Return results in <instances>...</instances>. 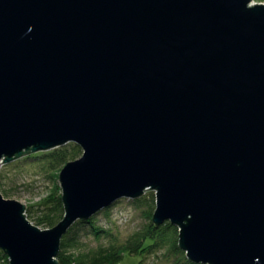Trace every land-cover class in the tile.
I'll use <instances>...</instances> for the list:
<instances>
[{
    "label": "water",
    "instance_id": "95a60500",
    "mask_svg": "<svg viewBox=\"0 0 264 264\" xmlns=\"http://www.w3.org/2000/svg\"><path fill=\"white\" fill-rule=\"evenodd\" d=\"M67 143L54 226L0 191L9 264L147 189L192 262L264 264V2L0 0V167Z\"/></svg>",
    "mask_w": 264,
    "mask_h": 264
},
{
    "label": "trees",
    "instance_id": "16d2710c",
    "mask_svg": "<svg viewBox=\"0 0 264 264\" xmlns=\"http://www.w3.org/2000/svg\"><path fill=\"white\" fill-rule=\"evenodd\" d=\"M81 148L75 144H65L45 152L31 154L36 158L37 164L42 167L49 178L57 177L55 172L61 169L68 161L76 159ZM54 172V173H53ZM0 174V191L2 188V177ZM5 196V195H4ZM6 197V196H5ZM137 206H145L147 222L133 231L122 242L112 239L109 228L100 224L96 214L87 220H77L62 237L60 248L56 256L59 264H203L192 262L184 250L179 246L178 228L166 221L161 225H155L152 214L155 208V196H141L134 198ZM41 208L37 214L31 209L26 212L33 223L43 228H50L59 222L64 215L61 188L55 183L49 195L39 204ZM109 207L103 210H108ZM85 238H93L98 242L107 238V243H99L95 247H88ZM131 259L126 262L127 259ZM137 258V259H136ZM0 264H9L8 257L0 249Z\"/></svg>",
    "mask_w": 264,
    "mask_h": 264
},
{
    "label": "rangeland",
    "instance_id": "374dc122",
    "mask_svg": "<svg viewBox=\"0 0 264 264\" xmlns=\"http://www.w3.org/2000/svg\"><path fill=\"white\" fill-rule=\"evenodd\" d=\"M252 2L259 3L264 2V0H252ZM81 153L82 150L78 157H80ZM31 154L34 153L24 155L7 163H2L0 174L2 173L4 176H2L4 195L22 202L25 205L27 219L33 223V219L29 217L26 210L31 209L37 214L38 210L41 208L39 204L49 195L55 183L59 185V181L58 176L49 178L48 175L42 171V167L36 163V158L30 156ZM55 172L59 175L60 169H57ZM143 195L148 197L151 195L155 196L154 190L147 189ZM133 199L134 198H121L110 205L108 210L102 209L96 214L98 222L110 229L113 236L112 239H116L117 242H122L133 231L147 222V217L145 216L147 207L137 206L136 203L133 202ZM38 227L44 229L41 226ZM83 240H85L88 247H95L99 243H107V238H102L99 242L93 238H85ZM129 260L131 259L128 258L126 262ZM162 262L163 261L159 260L158 264H162ZM148 263L154 264L152 262V257L149 258Z\"/></svg>",
    "mask_w": 264,
    "mask_h": 264
}]
</instances>
